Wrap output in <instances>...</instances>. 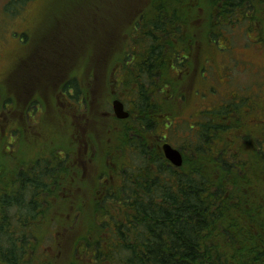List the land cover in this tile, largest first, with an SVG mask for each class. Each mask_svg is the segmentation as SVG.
Here are the masks:
<instances>
[{"label":"trees","instance_id":"16d2710c","mask_svg":"<svg viewBox=\"0 0 264 264\" xmlns=\"http://www.w3.org/2000/svg\"><path fill=\"white\" fill-rule=\"evenodd\" d=\"M146 1L72 0L79 14L70 20L55 16L51 36L48 26L42 35L37 29L23 32L29 37L23 42L9 39L16 45L8 63L26 59L9 73L0 70V109L5 113L23 103V90L28 92L33 74L40 73L42 86L52 88L67 65L69 75L60 81L58 92L84 119L95 124L91 98H118L111 96L116 89L127 88L131 109L125 120L112 113V119L95 126L99 140L89 135L88 154L80 157L71 151L70 123L54 104L45 115L44 100L28 102L27 117L39 114L38 122L33 120L39 123L36 134L48 138L25 143L28 152L15 153L16 122H6L9 146L0 141L5 157L0 166V264H264V127L256 123L264 119V90L239 96L241 88L231 85L235 70L229 71L226 101L179 118L190 133L179 145L180 167L168 165L157 133L153 140L147 137L157 126L176 128L171 121L177 110L181 114L190 87L184 89L181 79L186 78L195 46L191 42L200 45L203 67L215 54L231 53L230 48L215 53L208 42L223 35L232 48L228 22L260 23L259 34L264 36V0H210L207 19L194 29L190 21L200 23L202 2L196 10L190 7L194 0ZM6 4L9 10L11 3ZM106 12L114 15V24L90 40L84 64L85 53L76 42L86 37L81 28L77 36L71 34L75 21L82 14L95 18ZM128 15L132 22L126 24ZM17 24L18 30L26 28L22 21ZM38 48L36 69L23 75L29 50ZM46 51L53 57H46ZM209 90L214 92L213 86ZM194 115L198 123L191 128ZM110 126L118 131L116 143L102 140L104 128ZM121 144L119 173L107 184L112 175L106 154ZM16 161L19 169H12Z\"/></svg>","mask_w":264,"mask_h":264},{"label":"rangeland","instance_id":"374dc122","mask_svg":"<svg viewBox=\"0 0 264 264\" xmlns=\"http://www.w3.org/2000/svg\"><path fill=\"white\" fill-rule=\"evenodd\" d=\"M46 0H0V70L1 72L3 70L7 69L8 65V59L11 57L10 52H12L13 48L15 47L16 43L12 39H17L23 42L24 40H27L29 37L22 36V33L28 30H36L38 32V35H42L44 30L46 28H50V24L52 23V20L55 16H61L67 17L68 20L71 19V15L77 16L79 12H76L72 9V0H47V3L45 4ZM195 2H191V6H196V10L199 8L197 7L198 2L204 5L203 8L199 9L198 15L202 16L200 23L197 24V19L194 20V18L190 21L191 25H189L190 28H193L194 25H201L205 19H207L204 14L207 12L208 4L210 3V0H194ZM147 1L145 0V3ZM10 4V7L7 10V6L4 7L5 4ZM6 4V5H7ZM20 4V5H19ZM15 8L14 12L11 13L10 10ZM110 9H115V6L113 4L110 5ZM143 6V5H142ZM63 8L67 15H65V12L60 9ZM195 9V7H194ZM186 10V7H185ZM256 10V9H255ZM128 14H132L131 12ZM185 14V13H184ZM36 15V16H35ZM69 15V16H68ZM259 15V13H258ZM31 16H35L34 19L28 20V18ZM260 16V15H259ZM114 19V15L110 12H106L105 14H101L98 17L92 18L89 15H79V18L75 21L76 27L71 31V34L73 36L78 35V29H82L84 34V37H86V40H83L80 43L76 42V46L83 49V52L85 53L82 59V62L84 64L88 63V59L86 58L87 51L89 50V43L90 40L94 37H98L102 30L106 27H110L112 24L110 20ZM124 19V18H123ZM17 20L22 21V27L26 25V28L24 30H18V24ZM125 23L129 22L131 23L132 20L125 16ZM24 22H28L24 23ZM106 22H109V25L104 26ZM74 23V24H75ZM117 24V23H116ZM127 24V23H126ZM248 24V25H247ZM260 24V23H259ZM259 24H251L248 21L242 20L241 22H238L236 19L233 23L228 22V26H231V29H228V40L232 43V48L230 47L228 41L226 40L225 36L221 35L217 39H210L208 42H210V46L215 51V53L220 52L221 49H231V53L229 55L227 54H219L209 59L203 64V67L200 62L199 57V43L198 42H191L195 43L194 48H192L190 52V60L189 63L186 66V78L181 79L182 85L185 86L184 89L188 88V94L187 99L185 102H182L183 106L180 108L181 114H179V110H177V113H175V117H173L171 123L175 124V129H162L161 127L157 126V128L154 129L150 134L147 135V137H150L149 140H153L156 133L158 134L157 139L160 137H163L166 141L170 143H174L175 146L179 147L180 144L184 145V137L189 136L190 133H188V128L186 125H180V119L182 116H188L190 114L196 113V109L200 108H206L207 106H211L215 103H221L222 101H226L228 98L227 94L230 90V85L227 82L228 78L227 73L229 71L233 72V69L235 70V74L237 77H235V81L232 80L231 85L241 88V92L239 96L241 95H252V92L254 93L256 89L259 91L264 90V36L259 34ZM122 25H120L121 27ZM261 28V27H260ZM194 29V28H193ZM53 28L49 29V36H51V33H53ZM244 32V35H243ZM120 37H124V34L122 31H120ZM127 35V34H126ZM57 38V37H56ZM7 39V40H5ZM76 39V38H75ZM216 39V40H215ZM16 40V41H17ZM34 41H36L34 39ZM215 41V42H214ZM37 44L34 42L33 47H36ZM189 46V45H188ZM94 48V47H92ZM42 48H38L31 52L29 50V65H26V71L23 75H31V69H36V63L35 58H37L39 55L38 53L41 52ZM87 50V51H85ZM198 53V54H197ZM45 56H50L49 52L46 51ZM53 57V54L51 53L50 58ZM227 58H229L227 60ZM26 58H23L20 61H25ZM229 65V66H227ZM249 65V66H248ZM229 67V70H227ZM202 68V69H201ZM68 65L67 67L63 68L60 72V79L58 78V81L56 84L53 85L52 88H50V85H44L42 86V82L44 80V77L36 72L35 77L29 81L30 86L28 92H24L25 95L23 97L25 100L22 104H17L15 108L13 107L11 111H8L5 113L3 110L0 114V141L4 145H8V136L4 138V135L9 132L7 130L6 122L14 120L16 122L15 127V135L16 139L18 140L19 147H16V144L14 142L12 143L13 149H15V153L21 154L24 152V149L27 151V148L24 146V144L27 142H36V141H44L48 138L44 137V135H37L36 129L39 126L38 124H34V122H38L39 120V114H35V117L33 118L32 115L27 117L26 111L28 110L27 105L28 102H31V100H36L37 97H39L40 100H44V110L42 112L45 115L50 114L51 112V104H54L56 108L59 109V113L63 114L66 118V121L70 123L71 127V133H69L70 139L72 141V147L71 151L72 154L75 155V157H80V155L84 156L88 154L89 151L87 148L88 143V136L91 135L95 140H99V130L95 126H98L101 124V122H105L109 119H112V108H111V101L112 98H106L105 101H101L100 98L93 97L95 96V87L92 91H90L92 99L91 108L95 111L94 112V118L92 121H95V124L91 123L90 118L84 119L83 114H81V111H77V108L75 106H72L66 102L64 97L62 96L61 92H58V86L61 84L60 81H65L67 79L68 74ZM212 69V70H211ZM202 70L203 73L199 75V71ZM211 70V71H210ZM210 71V72H209ZM33 73V72H32ZM103 73V72H102ZM205 73L208 75L206 78ZM211 73V74H210ZM233 73V74H234ZM100 77H103L99 72ZM228 75H231L228 73ZM206 78L207 81H204ZM203 80V81H200ZM229 81V80H228ZM258 81V82H257ZM16 82V78H15ZM22 82L25 83L24 78H22ZM254 82H257L256 84H252ZM1 85V84H0ZM206 86V87H204ZM210 86H213L214 92H211V95H209L208 91H205V88H208ZM229 87V89H228ZM43 91V96H39L40 93L42 94L41 90ZM17 91V88L15 89ZM128 90L127 88H123L122 90L116 89L112 91L111 96H117L120 98L127 109H131V96L126 93ZM11 92V91H10ZM18 92V91H17ZM12 94V92H11ZM202 94H204L208 98L202 99ZM4 94H2L3 96ZM97 95V94H96ZM102 95V94H100ZM7 97V96H6ZM238 97V89L236 92V97ZM128 99V103L127 100ZM19 101V100H18ZM99 102V103H98ZM184 103V104H183ZM179 108V107H178ZM242 111V109H240ZM198 114V112L196 113ZM56 115V113H55ZM57 118V116H56ZM194 120H191L192 126L191 128L196 127V124L198 123V117L194 115ZM254 118L258 119L256 116ZM250 120L253 121V117H250ZM26 122L29 123L30 127L27 128ZM67 122V123H68ZM98 124L96 125V123ZM181 122H184L182 120ZM256 123L259 125H263L264 127V119H259L256 121ZM176 124H179L176 126ZM33 125V126H32ZM59 125V124H58ZM101 127V126H99ZM65 128H67V125H65ZM69 130V129H68ZM117 130L110 126L108 128H104L103 131V137L102 140L106 142L107 140H114L115 136L117 135ZM54 134V133H50ZM51 136V135H50ZM49 136V137H50ZM261 134L258 136L260 137ZM29 138V139H28ZM160 138V139H163ZM28 139V140H27ZM70 141V142H71ZM0 142V143H1ZM0 144V156L2 160H0V166L2 161L4 162V151ZM89 146V145H88ZM264 146V145H263ZM12 147H8L11 151ZM73 148V149H72ZM90 153L92 152L91 146ZM70 149V148H68ZM123 149V145L116 146L114 148H110L108 154H106L105 162L106 166H108L110 170V174L112 177L109 176V181L107 184L111 182V180L114 178L115 175H117L118 172V166L120 165V161L122 160L121 151ZM184 152L187 153V156H189V149L185 148L183 149ZM28 152V151H27ZM120 153V157H119ZM11 154V152H10ZM80 154V155H79ZM119 157V158H118ZM11 158V155H10ZM25 158V157H23ZM18 164V161L14 162V166ZM83 164V162H82ZM12 169H19V164ZM10 174V173H9ZM11 175H9V178ZM107 178V177H106ZM105 179V178H104ZM85 209L87 210L88 205L84 204ZM90 209L87 210V215H89ZM60 255V254H58Z\"/></svg>","mask_w":264,"mask_h":264},{"label":"water","instance_id":"95a60500","mask_svg":"<svg viewBox=\"0 0 264 264\" xmlns=\"http://www.w3.org/2000/svg\"><path fill=\"white\" fill-rule=\"evenodd\" d=\"M113 115L118 120H125L129 117V111L125 108L124 103L115 98L111 101ZM162 151L165 158L175 167H180L183 162V157L179 149L173 147L170 143L165 142L162 144Z\"/></svg>","mask_w":264,"mask_h":264},{"label":"flooded vegetation","instance_id":"af4514ba","mask_svg":"<svg viewBox=\"0 0 264 264\" xmlns=\"http://www.w3.org/2000/svg\"><path fill=\"white\" fill-rule=\"evenodd\" d=\"M13 55H15V52L13 53ZM19 60H20V58L19 57H16V58H14L11 62H9L8 63V67H7V71H8V73H9V71H13L14 70V67L16 66V65H18V62H19ZM249 66V65H248ZM31 74H32V72H30ZM8 76V75H7ZM27 76V75H26ZM2 77V76H1ZM207 78V77H206ZM206 78L204 79V81H207L206 80ZM200 81H203V80H201L200 79ZM204 87H206V86H204ZM208 87V86H207ZM211 87V86H210ZM210 87H208V88H205V91H208L209 92V95H211V92L212 91H210L209 90V88ZM208 97H210V96H208ZM160 138H163V137H160ZM158 139L159 140V147H160V149H161V151H162V144L163 143H165V142H168V141H166L164 138L163 139ZM168 143H170V142H168ZM173 147H175V145H173L172 143H170ZM176 148V147H175ZM177 149H179L180 150V148L179 147H177ZM180 152H182L181 150H180ZM162 153H163V151H162ZM182 154V153H181ZM164 155V154H163ZM164 158H165V156H164ZM166 159V158H165ZM167 160V159H166ZM168 161V160H167ZM168 165H172V164H170L169 163V161H168ZM173 166V165H172ZM174 167V166H173Z\"/></svg>","mask_w":264,"mask_h":264}]
</instances>
